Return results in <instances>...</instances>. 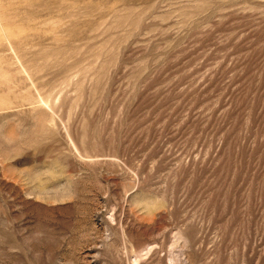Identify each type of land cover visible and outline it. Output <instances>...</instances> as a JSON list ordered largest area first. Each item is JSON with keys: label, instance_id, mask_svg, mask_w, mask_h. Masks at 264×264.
Here are the masks:
<instances>
[{"label": "rangeland", "instance_id": "obj_1", "mask_svg": "<svg viewBox=\"0 0 264 264\" xmlns=\"http://www.w3.org/2000/svg\"><path fill=\"white\" fill-rule=\"evenodd\" d=\"M0 264H264V0H0Z\"/></svg>", "mask_w": 264, "mask_h": 264}]
</instances>
